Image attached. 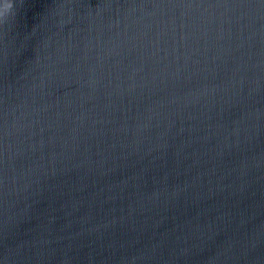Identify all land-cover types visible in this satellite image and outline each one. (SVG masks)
Listing matches in <instances>:
<instances>
[{
  "label": "water",
  "instance_id": "1",
  "mask_svg": "<svg viewBox=\"0 0 264 264\" xmlns=\"http://www.w3.org/2000/svg\"><path fill=\"white\" fill-rule=\"evenodd\" d=\"M0 264H264V0H0Z\"/></svg>",
  "mask_w": 264,
  "mask_h": 264
},
{
  "label": "clouds",
  "instance_id": "2",
  "mask_svg": "<svg viewBox=\"0 0 264 264\" xmlns=\"http://www.w3.org/2000/svg\"><path fill=\"white\" fill-rule=\"evenodd\" d=\"M12 7H13V4H9V5H7V8H8V9H12ZM4 17H6V15H3V18H4Z\"/></svg>",
  "mask_w": 264,
  "mask_h": 264
}]
</instances>
